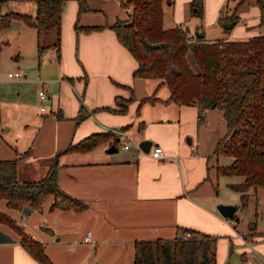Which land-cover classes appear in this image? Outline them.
I'll use <instances>...</instances> for the list:
<instances>
[{"label":"crops","instance_id":"obj_1","mask_svg":"<svg viewBox=\"0 0 264 264\" xmlns=\"http://www.w3.org/2000/svg\"><path fill=\"white\" fill-rule=\"evenodd\" d=\"M22 1H9L0 10L34 16L35 1L30 6ZM128 11L119 0H86L81 11L77 0H66L59 64L51 65V75L45 73L40 84L45 99L38 91L33 99L27 97L37 80L23 66L11 69L21 71L23 79H6L11 95L0 107V159H17L19 181L40 180L57 162L59 187L86 204L82 210L50 208L49 195L40 208L24 213L0 197V211L42 242L53 264H133L136 240L172 238L181 228L211 235L228 231L230 219L216 208L217 202H229L216 195L219 156L214 149L226 132L223 111L209 106L200 114L195 104L166 100L168 93L149 98L156 95L153 82L133 76L137 61L111 27ZM87 26L98 27L83 30ZM187 29L191 35L193 30ZM214 116L222 119L224 131L203 139L201 128L210 131ZM92 134H100L95 146L68 149ZM144 139L151 141L148 152L138 146ZM111 144L116 151H107ZM155 145L163 151L160 161L150 154ZM0 228L15 238L0 243V264H41L9 226L0 223ZM256 231L246 240L237 235L248 252L261 249L258 241L264 235L257 225ZM87 232L90 240L84 238Z\"/></svg>","mask_w":264,"mask_h":264},{"label":"trees","instance_id":"obj_2","mask_svg":"<svg viewBox=\"0 0 264 264\" xmlns=\"http://www.w3.org/2000/svg\"><path fill=\"white\" fill-rule=\"evenodd\" d=\"M9 1L14 0H0V8ZM33 1L36 3L34 16L0 10V31L15 17L35 27L38 33L55 28L59 44L62 6L66 0ZM77 1L79 10H85L86 0ZM119 1L122 7L131 5V11L125 19L114 21L111 27L137 61L133 76L157 79L155 90L165 86L168 90L166 100L177 105L195 104L200 114L213 103L223 111L226 132L218 139L214 153L228 159L224 163L217 162L216 175L240 177L239 181L227 185L239 192V207H246L250 195L264 188V30L261 31L264 0H227L226 9L222 11L225 13L217 18L218 24L229 31L232 28L229 22L239 20L240 8L254 4L259 10L258 22L249 28L258 27L259 32L245 39L211 40L195 34L192 37L186 27L178 24L164 25V3L172 5L173 0ZM190 12L201 14L202 0H191ZM97 27L87 26L83 30ZM1 47L0 38V50ZM188 54H191L194 66L190 64ZM149 98L159 97L152 94ZM99 139L100 134H92L68 149L86 150L95 146ZM57 175L58 164L54 162L40 180L19 181L17 159H0V197L6 200L8 207L20 210L40 208L49 195L53 196L50 208L84 209V202L59 187ZM0 223L16 232L19 243L35 260L53 264L43 243L6 212L0 211ZM248 228L254 231L256 221H250ZM186 231H190L189 237H183ZM216 245L214 235L181 228L172 238L136 240L133 264H216Z\"/></svg>","mask_w":264,"mask_h":264},{"label":"rangeland","instance_id":"obj_3","mask_svg":"<svg viewBox=\"0 0 264 264\" xmlns=\"http://www.w3.org/2000/svg\"><path fill=\"white\" fill-rule=\"evenodd\" d=\"M190 1L191 0H173L172 5L164 3V25L172 26L178 24L182 27H187L193 30L191 34L192 37H194V33L197 30L204 31L200 33H203L204 37L209 40L217 38L245 39L260 31L258 27L249 28V26L257 22L256 20L259 17L258 7L254 4L243 5L238 11L239 20L232 24L231 30L225 31L223 27L218 24L217 18L219 15L225 13L222 11L226 9L227 0H202L203 12L196 15L190 12ZM31 2H33V0H23L22 6H30L29 3ZM127 7L129 11H131V5ZM28 25L29 24L22 19L12 17L9 24L0 31V38L2 40V47L0 50V107L3 108L10 102L8 98L11 95V91L7 90L10 83L6 82L8 70L14 69L13 67H17L18 64L19 67L21 65L28 71L27 74L29 77H36L35 81H37L35 84L29 85V93L27 95V97L33 99L38 91L37 89L40 87L42 79H44L43 75L47 72L51 75V65L58 66L59 64L57 62L58 58H56L58 46L56 29L50 28L38 33L35 27ZM263 30L264 27L261 31ZM188 34H190V32H188ZM188 60L192 66L195 65L191 54H188ZM40 70L43 71L40 73L41 76L38 74ZM148 79L150 80L149 84L153 82L152 87L156 86L157 79ZM154 92L157 96L163 97V95L168 93V90L165 86H160L156 91L154 87ZM45 111H49L48 106H46ZM195 119L196 118H194L193 121H195ZM3 124L4 119L1 121L2 126ZM223 128L222 119L219 120L214 116L210 131L201 128V132H203L202 137L203 139L211 137L216 138L220 129ZM118 151H123L120 144L118 145ZM227 159L226 156H219L218 162L224 163ZM239 180L240 177L238 176L217 177V200L229 201L227 203H234L238 206L240 204V194L238 191L228 187L227 184ZM236 215L238 217L237 220L233 217L230 219V224L226 222L228 231L213 234L217 238L216 264H262V262H264V254L262 252L264 250V238L258 241V244H262L261 249L263 250H250V252L245 250L248 248V245L241 238L243 237V239L246 240L257 233L256 228L254 231H249L248 228L249 222L253 220L256 221L257 228L261 230L264 235V190L252 194L248 199L246 207H239L236 211ZM13 232L17 235L15 231ZM238 233L242 236L239 240L236 239L239 238L237 236ZM248 242L251 243V241ZM222 257H224V260L221 262Z\"/></svg>","mask_w":264,"mask_h":264},{"label":"water","instance_id":"obj_4","mask_svg":"<svg viewBox=\"0 0 264 264\" xmlns=\"http://www.w3.org/2000/svg\"><path fill=\"white\" fill-rule=\"evenodd\" d=\"M232 24H234V21L229 22V26H232ZM196 35V37H203L204 34L203 33H198L195 32L194 33ZM215 103L211 104L210 107H214ZM187 142H190V138L187 137ZM138 146L144 151V152H148V150L150 149L151 146V141L150 140H141L140 142H138ZM117 147L114 144H111L108 148L107 151L109 152H113L116 151ZM216 208L218 210V212L223 216L226 217L228 219L231 218H235L236 220L238 219L237 215H236V211L238 209V206L234 203H218L216 205ZM22 211L24 213H27L29 211L28 207H24L22 209ZM15 238L8 232L4 231L3 229L0 228V243H6V242H14Z\"/></svg>","mask_w":264,"mask_h":264},{"label":"built area","instance_id":"obj_5","mask_svg":"<svg viewBox=\"0 0 264 264\" xmlns=\"http://www.w3.org/2000/svg\"><path fill=\"white\" fill-rule=\"evenodd\" d=\"M7 76L9 78H14V79H23L24 78V74L19 70L8 71ZM38 95L41 99H45V97H46L45 90L43 88L39 89ZM41 108L44 109L43 106ZM124 147L125 148L128 147V144L124 143ZM150 154L153 158L160 161L162 156H163V151H162L161 146L160 145L153 146L152 150L150 151ZM190 235H191L190 231H186V232H184L183 237H189ZM84 238H85V240H90L89 232H87V234L85 235ZM262 264H264V262Z\"/></svg>","mask_w":264,"mask_h":264}]
</instances>
